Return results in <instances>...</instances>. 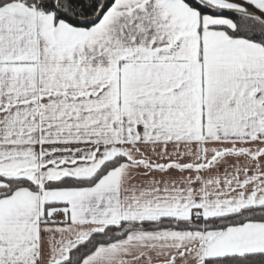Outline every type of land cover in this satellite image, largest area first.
<instances>
[{
  "label": "snow or ice",
  "instance_id": "1",
  "mask_svg": "<svg viewBox=\"0 0 264 264\" xmlns=\"http://www.w3.org/2000/svg\"><path fill=\"white\" fill-rule=\"evenodd\" d=\"M0 264H264V0H0Z\"/></svg>",
  "mask_w": 264,
  "mask_h": 264
}]
</instances>
